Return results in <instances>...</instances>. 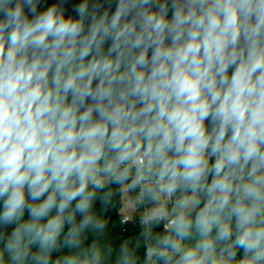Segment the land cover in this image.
<instances>
[{"label": "clouds", "instance_id": "obj_1", "mask_svg": "<svg viewBox=\"0 0 264 264\" xmlns=\"http://www.w3.org/2000/svg\"><path fill=\"white\" fill-rule=\"evenodd\" d=\"M0 264H264V0H0Z\"/></svg>", "mask_w": 264, "mask_h": 264}, {"label": "trees", "instance_id": "obj_2", "mask_svg": "<svg viewBox=\"0 0 264 264\" xmlns=\"http://www.w3.org/2000/svg\"><path fill=\"white\" fill-rule=\"evenodd\" d=\"M55 0H48V3L51 4ZM112 194L108 200L105 209L101 212L103 219L107 222L108 233L105 238L106 244L118 246V242L125 241L126 238H132L133 240L136 237L137 232L139 231L138 227L131 226L129 224H122V188L116 185H110ZM107 191V189H106ZM132 195V193H130ZM96 209L101 210V205L96 204ZM91 239V237H89Z\"/></svg>", "mask_w": 264, "mask_h": 264}, {"label": "built area", "instance_id": "obj_3", "mask_svg": "<svg viewBox=\"0 0 264 264\" xmlns=\"http://www.w3.org/2000/svg\"><path fill=\"white\" fill-rule=\"evenodd\" d=\"M128 196H129V199L132 203V207L131 209L128 210L127 213H122V218H121V223L122 224H129L131 226H135V227H138L139 228V225H138V219H139V216L141 215V212H140V209L138 206H136L133 202V197H134V193H132V195L130 194V192H128Z\"/></svg>", "mask_w": 264, "mask_h": 264}, {"label": "rangeland", "instance_id": "obj_4", "mask_svg": "<svg viewBox=\"0 0 264 264\" xmlns=\"http://www.w3.org/2000/svg\"><path fill=\"white\" fill-rule=\"evenodd\" d=\"M122 204L123 207L121 209L122 213H127L129 209L132 207V203L129 199L128 193L125 189L122 188Z\"/></svg>", "mask_w": 264, "mask_h": 264}]
</instances>
